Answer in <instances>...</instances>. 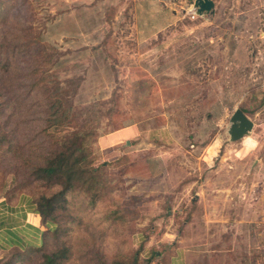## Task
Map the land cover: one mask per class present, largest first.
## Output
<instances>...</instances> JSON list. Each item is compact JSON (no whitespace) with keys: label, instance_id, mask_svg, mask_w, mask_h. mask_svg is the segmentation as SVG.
I'll use <instances>...</instances> for the list:
<instances>
[{"label":"rangeland","instance_id":"1","mask_svg":"<svg viewBox=\"0 0 264 264\" xmlns=\"http://www.w3.org/2000/svg\"><path fill=\"white\" fill-rule=\"evenodd\" d=\"M190 1L0 0V47L21 50L7 73L0 58V80L27 82L30 61L53 53L51 80L78 84L74 104L96 120L81 167H103L101 202L74 193L55 214L66 231L42 224L44 252L65 245L64 264L137 251L151 264H264V0H212L202 16ZM238 109L254 127L232 140ZM25 110L0 122L34 117ZM12 171L3 190L22 183ZM43 192L33 184L13 201Z\"/></svg>","mask_w":264,"mask_h":264},{"label":"trees","instance_id":"2","mask_svg":"<svg viewBox=\"0 0 264 264\" xmlns=\"http://www.w3.org/2000/svg\"><path fill=\"white\" fill-rule=\"evenodd\" d=\"M36 43L38 40L33 37L22 44L26 48L22 54H27ZM0 50V58L6 60L2 66L3 73H7L10 71L11 54L16 55L21 50L5 45ZM57 61L53 53L48 56L38 53L23 75L27 82L14 86L0 80V119L5 116V110H17L20 106L27 113H35L33 118L28 115L23 117L25 114L19 117L13 113L0 122V192L4 191L0 198L10 204L18 203L23 197L16 202L13 196L20 189L25 190L33 184L45 191H52L51 195L43 192L38 199L31 198L30 202L41 223L47 226V232L58 236L67 229L57 221L55 214L58 208L69 210V196L74 193L84 195L90 205L100 203L107 181L103 178V167H81L96 137V120L88 115L82 116L74 104L78 84L71 82L74 87L60 88L56 81L51 80L50 73ZM23 128L35 131L34 136L27 139ZM3 167L11 168L13 176L23 174L21 185L3 190L6 186L3 178L6 169ZM47 232L44 230L40 246L16 250L5 260H0V264H28L34 255L44 252ZM153 254L157 256V253ZM68 256V248L62 245L51 252H44L40 264H64ZM140 257V251L129 258L117 256L112 260L97 254L96 264H151Z\"/></svg>","mask_w":264,"mask_h":264},{"label":"crops","instance_id":"3","mask_svg":"<svg viewBox=\"0 0 264 264\" xmlns=\"http://www.w3.org/2000/svg\"><path fill=\"white\" fill-rule=\"evenodd\" d=\"M44 228L29 199L17 204L0 199V260L12 250L38 247Z\"/></svg>","mask_w":264,"mask_h":264},{"label":"water","instance_id":"4","mask_svg":"<svg viewBox=\"0 0 264 264\" xmlns=\"http://www.w3.org/2000/svg\"><path fill=\"white\" fill-rule=\"evenodd\" d=\"M197 14L202 16L210 13L214 14V2L212 0H191L190 1ZM254 127V123L241 110L238 109L232 117V126L230 135L232 140H238L250 133Z\"/></svg>","mask_w":264,"mask_h":264},{"label":"built area","instance_id":"5","mask_svg":"<svg viewBox=\"0 0 264 264\" xmlns=\"http://www.w3.org/2000/svg\"><path fill=\"white\" fill-rule=\"evenodd\" d=\"M4 1H11V0H4Z\"/></svg>","mask_w":264,"mask_h":264}]
</instances>
